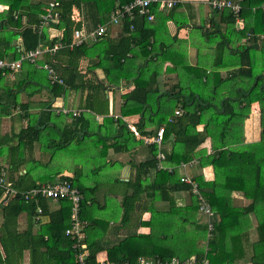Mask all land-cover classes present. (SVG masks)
Returning <instances> with one entry per match:
<instances>
[{
	"label": "trees",
	"instance_id": "trees-1",
	"mask_svg": "<svg viewBox=\"0 0 264 264\" xmlns=\"http://www.w3.org/2000/svg\"><path fill=\"white\" fill-rule=\"evenodd\" d=\"M50 1L0 0L3 6L0 11L1 60H16L38 46L51 47L56 42L69 44L75 30L91 32L112 12L132 0H120L118 4H115L116 0H56L59 3L58 19L49 28L39 30L40 16ZM262 5L264 0H242L239 13L242 28L239 31L234 29L235 19L229 9L215 11L220 14L222 23L228 25L227 32L216 27L205 37L207 40L217 37L218 59L221 60L222 52L227 50V65L234 70L224 79L208 73L202 65L190 66L185 57L172 48V41L161 39L158 36L160 29L144 18L123 21L119 34L113 40L109 39L107 31L95 41H85L71 50L65 47L54 54H43L38 62L49 64L62 84H51L46 71L26 62L15 72L22 76L18 84L21 87L25 85L29 95L39 92L44 84L50 89L51 99L71 90L87 89L80 107L99 115L109 112L106 96L109 89L113 91L122 84L129 87L121 96L120 117H103L97 123L92 117L63 115L80 128L69 130L67 142L57 144L52 141L49 146L50 154L56 152L57 148L78 138L79 129L93 123V132H99L95 134L93 146H98L105 138L109 144L102 146L104 152L111 149L116 154L135 153L141 148L144 153V158L134 166L133 180L125 183L133 190L121 204L120 221L114 226L109 221V229L112 227L117 231V236L110 241L104 238L108 222L96 216L99 209L92 198L96 189L79 187L78 178L65 176L62 171L56 173L55 182L68 181L82 196L78 216L86 223L83 253L87 264H96L97 254L103 251L112 263L136 264L137 260L145 258L163 264H169L172 259L181 263L194 259V264H264V68L256 69L259 54L254 48V45L262 44L260 54L264 52V40L256 38V35L264 34ZM73 9L79 11V22L71 18ZM151 12L157 15V6H151ZM130 25L134 26L133 31L129 30ZM56 32L58 35L55 36ZM233 35L239 39L249 35V44L228 48ZM81 58L89 60L86 73L93 76V71L99 69L104 78L97 80L93 76L92 80L85 79L86 73L78 70ZM63 61L67 63L63 64ZM168 61L172 67H166L163 72V65ZM10 73L6 71L5 74L9 77ZM165 73H176L177 79L171 82L169 77H163ZM4 77L0 75V81ZM5 92L9 96L13 94L7 88ZM51 102L45 104L47 121L52 120V116L61 115L50 110L54 103ZM254 103L258 104V140L247 142L244 122L252 114ZM15 104V97L5 107L0 100V111L7 110L0 116H7L11 105ZM175 110L180 114L175 115ZM23 115L31 117L27 112ZM42 115L40 118L32 116L31 123L20 131L19 146L15 151L40 137L41 129L31 124L38 119L40 125H44ZM132 115H139L138 122L133 125L137 136L124 121ZM160 128L164 131L160 148L154 143L144 142L142 137H153ZM86 133L83 135L88 136L89 130ZM206 139L211 144L209 154L204 149L197 150ZM159 151L164 153L165 164L173 167L170 172L156 169ZM19 158L13 163L14 168L22 163ZM192 160L196 164L188 168L193 170L191 178L214 213L209 219L211 230L208 229L207 218L199 212V201L190 185L180 181L178 166ZM102 167L98 166L97 170ZM205 167L212 168L213 180H205L199 172ZM151 171L154 178L149 180ZM28 173L26 171L17 178L15 187L12 185L18 192L26 193L50 183L46 180L49 176H45L38 184L22 187ZM142 192L147 196V204L136 203ZM232 192L241 193L249 203L243 207L234 206ZM156 198L161 204H153ZM48 204H58V209L48 213ZM70 208L71 202L66 199L52 202L41 195H18L9 199L5 211L11 209L14 212L3 223L7 235L0 237V264H21L25 250L30 254L29 264H77L73 242L63 234L70 225ZM37 209L41 213H37ZM137 210L148 212L149 219L140 224L133 222L132 214ZM22 212H26L34 222L46 214L49 220L35 233L31 227L18 233L11 225L17 223ZM250 215L256 220L255 242L248 241V231L252 228ZM201 218L204 220L200 221ZM140 225L148 228L149 232L138 233L134 227ZM121 228L127 231L121 233ZM54 237L58 238L56 242H53Z\"/></svg>",
	"mask_w": 264,
	"mask_h": 264
},
{
	"label": "crops",
	"instance_id": "crops-1",
	"mask_svg": "<svg viewBox=\"0 0 264 264\" xmlns=\"http://www.w3.org/2000/svg\"><path fill=\"white\" fill-rule=\"evenodd\" d=\"M174 1L175 4L172 7L173 9H157V15L153 14L154 20L148 23L152 24L155 28L160 29L158 30V36L161 39L165 40L166 42L172 41V48L176 50L180 56H184L190 66H194L195 64L202 65L206 67L208 73H212V75H218L221 79H224L234 70L229 68L230 65H227V50L224 49L221 60L218 59L216 51L218 43L216 40L217 37L214 38L215 40H207L205 34L212 32L216 27H219L221 32L226 33L228 25L226 26L223 24L220 19V14L215 13V10H212L209 5V0ZM115 2V4H118L120 0H116ZM2 9L3 6L0 5V11ZM73 11L79 14L77 9H73ZM120 30V26H110L109 39H115ZM54 35L56 36L58 33L56 32ZM173 38H175V40ZM248 44L249 42L245 38L239 39L233 35L231 36V39H229L228 48L236 49L239 46ZM262 46V44L258 46L254 45V48L256 49L255 52H257V54H260L262 51ZM62 63H67V61H63ZM219 64H221V66ZM88 66H90L88 59H79L78 70H80L82 73H86L85 71ZM166 67L171 68V62L168 61L164 63L163 72L166 70ZM93 74L94 79L102 80L104 78L102 71L99 69H95ZM93 76L90 73H86L85 79L92 80ZM166 76L170 78L171 82H174L177 79L176 73H170L168 75L165 73V76L163 77L167 78ZM21 77L22 76L15 73L9 77L5 76L3 80L0 81V100L4 103L3 107H5L8 102H11L14 97L16 99V104L11 105L10 109L8 110L9 114L7 116H0V148H4L3 152L0 151V170H3L5 179H7L11 185H14V187L17 178L28 171L29 173L26 175L25 183L22 185V187L27 188L31 187L33 184H38L41 182L40 180L45 177L44 171L52 159L51 156H54L61 149L66 150L68 145H74L76 153L79 152L77 150L79 149L81 155L86 153L89 155L90 145L93 146L95 134L96 132L99 133L97 130L96 132H93L92 127H94V124L91 123L88 125V127L84 126L82 130L79 129L80 132L78 138L76 137L72 139L69 144L57 148L56 152L50 154L49 146L52 141L57 144H60V142H67L69 130L73 129L74 131V129L76 130V127L80 128V125L75 127V124L72 123V119L63 115L54 117L52 116V120L47 121V112L44 110L46 103L52 100V102H54L53 104L55 105H60L73 110H80L81 116H86L87 118L92 117L94 122L98 123L103 117H113L114 119L120 117V107L122 104L121 96L128 91L127 89L129 87H124L122 84L120 88L114 89L113 91L109 89V92L107 93L108 95H106L108 98L109 112L106 115H99L91 113V111L80 107L81 98L88 92L87 89L71 90L67 93H62L58 96V98L51 99L50 89L48 85L46 86L45 84L42 86V89L39 92L29 95V93H27L28 88L26 89V87L24 88L25 85L21 87V85L18 84L19 80H21ZM5 88L9 89L10 92L13 93L12 96L7 95ZM17 104L21 105L18 106ZM251 109L252 114H250L249 118H247V120L244 122V136L246 137L247 142H256L258 140V129L256 127L258 104H252ZM6 111L7 110L0 111V113ZM22 112H27V114H30L31 117L36 116L37 118H40L41 114H43L42 119L45 121V123L44 125H40L41 123L38 121V119L34 122L32 121V126L35 125L37 128L41 129L40 137L37 140L32 141L30 144H27L26 147H20L18 151H15V148L19 146L18 144L20 139L18 134L20 131L26 129L28 124L31 123V117L28 115H23ZM138 119L139 115H132L124 118V121L127 123L129 128V126L136 124ZM248 122L251 123V127L246 126ZM87 130H89V135L84 136L83 134H87ZM114 131H117L116 124L114 125ZM106 144H109V140L103 138L102 142H100L98 146H93V148H91V155L95 153L97 156L98 154L99 156L97 158L102 160L100 165H103V167L98 170H94L92 168L85 170V173L88 176L100 174L98 176V181L91 179L87 182L85 175L80 172L82 166H78L77 170L74 171H72V169L69 167L63 168L61 170V174L78 178L77 185L79 187H93L96 189L95 193L92 195L93 201L95 204H97L99 209L96 213V216L102 221L108 222V229L106 230V235L104 238L110 241L114 239L115 236H117V231L116 229L113 230L112 227L109 229V221L111 222L110 224H113V226L117 225L120 221L122 216L121 204L123 203L124 197L129 196L133 190L131 187L126 186L125 183L129 180H133L134 166L139 164L144 158V153L141 148L135 153L129 152L116 154L113 153L111 149L105 150L104 152L102 146ZM210 145V140L206 139L197 150L204 149L206 150L207 154H209L211 153ZM14 155L17 156L15 159ZM19 157L22 158V163L19 165V167L14 168L15 166L11 164V161L14 159V162H17ZM1 163H4L5 165H1ZM164 165L167 166V164ZM199 172H201L205 180H213V176L209 178V175L212 174L211 167L202 168ZM183 173H186L189 177L193 176L192 168L187 169ZM153 178L154 172L151 171L149 180H152ZM233 193L234 192H232V194ZM234 194L235 196L237 195L236 197L239 196L238 198L233 199L234 206L243 207L249 203L241 193L235 192ZM155 196L158 197V193H155ZM136 203H148L147 196L144 192L139 195L138 201ZM153 204L161 203H159L158 199L156 198L154 199ZM57 209L58 204H48V213ZM11 212L13 213L14 210L11 211L10 209L5 211V205L0 204V237L7 235V229L3 223L6 222L5 220L7 217L11 216ZM144 217L148 218L146 219ZM149 217L150 214L148 212L140 213L138 210L132 214V219H134L133 222H137L138 219L139 224L141 222L147 221ZM252 219L254 220V224H256L254 216L250 215V220ZM48 220L49 217L46 214L41 215L40 218L36 219L37 222H34V220L30 218L26 212H22L17 218V223L12 224L11 227L14 226L15 231L18 233H22L31 227L33 233H35L39 226L47 223ZM255 226L252 227L253 229L249 230V239L251 231L255 232ZM134 228L137 229L138 233H142L139 231V229L144 230V232L147 231L146 233L149 232L148 228L141 227V225ZM10 230L13 232V228H10ZM125 231H127V229H120L121 233H124ZM57 239L58 238L54 237L53 242H56ZM22 255L23 258L20 263L29 264V251H23ZM96 259L107 260L106 252L103 251L98 253Z\"/></svg>",
	"mask_w": 264,
	"mask_h": 264
},
{
	"label": "built area",
	"instance_id": "built-area-1",
	"mask_svg": "<svg viewBox=\"0 0 264 264\" xmlns=\"http://www.w3.org/2000/svg\"><path fill=\"white\" fill-rule=\"evenodd\" d=\"M241 2L242 0H209V5L212 10L221 12L225 9H229L235 19V30L239 31L242 28V20L239 17V13L241 10ZM175 4L174 0H132L128 4L121 7V9L116 10L110 14L108 19L102 23L98 24L94 30L89 33H86L83 29L75 30L72 35V40L69 44H62L60 42H56L51 47H42L38 46L34 50L28 51L24 54H21L16 60H1L0 59V75L6 76L7 72H11L9 75H13V73L19 71L21 69L23 63H28L34 66L37 69H42L47 72L48 80L50 83L57 82L62 84V81L59 80L54 72V70L50 67L49 64L43 62L39 63L38 60L45 53H55L57 50L61 48H69L70 50L74 47L81 45L85 41H95L97 38L102 37L109 31L110 26H121L122 22L125 20L134 21L136 18H144L147 22H152L154 20V15L151 12V6H157V9H170ZM59 7V3L56 0H51L46 8L44 14L40 16V25L39 30L43 28H49L51 23H55L58 19L57 8ZM264 8V5H262ZM72 20L74 22H79L80 17L78 13L73 11ZM130 31L134 30V26L130 25ZM249 35L245 38L249 39ZM258 41L264 40V34L256 35ZM51 111L61 114L68 115L71 114L72 117H77L80 115V110L68 109L60 105H52L50 108ZM175 115L180 114L179 110L174 111ZM129 129L137 136V132L133 126H129ZM163 128L158 129L155 136L147 138L142 137L145 143H154L157 145V148L161 147L162 136H163ZM157 159V170H166L170 172L173 167L165 166V156L162 152H158L156 155ZM196 161L192 160L189 162L181 163L178 166L180 173V181L184 184H188L191 187V191L193 195H195L199 201V212L205 218H207L208 229H212V224L209 222V219L214 216V213L211 207L205 203L202 196L199 194L197 189L196 182L189 177L185 172L190 166L195 165ZM38 196L41 195L52 202H57L61 199H66L71 202L70 208V225L67 229L64 230L63 234L65 237H68L73 242V248L76 250L75 257L77 260V264H87L84 260L85 243V228L86 223L79 219V207L80 200L82 199L81 194L77 189L71 186L68 181H58L55 183H47L41 185L39 188L31 189L28 192H18L15 190L11 183L7 181L4 177L3 170H0V204L6 205L7 201L16 196ZM37 213H41L40 209H37ZM96 264H128L127 262L122 263H112L108 260H98L96 259ZM136 264H163L160 261L147 260L145 258H140L137 260ZM169 264H194V259L186 260L184 262H178L176 259H172Z\"/></svg>",
	"mask_w": 264,
	"mask_h": 264
},
{
	"label": "rangeland",
	"instance_id": "rangeland-1",
	"mask_svg": "<svg viewBox=\"0 0 264 264\" xmlns=\"http://www.w3.org/2000/svg\"><path fill=\"white\" fill-rule=\"evenodd\" d=\"M261 68H264V52L259 54L258 62H257V66H256V69H261ZM52 105H55V104H52ZM254 124H255V122H254ZM257 124H258V121L256 123V127H257ZM246 126L251 127V123L248 122ZM91 148H93V147L90 146L89 155L87 153L84 155H81L79 149H77L79 152L76 153L74 145H71V144L68 145V148L66 150L61 149L58 153H56L52 157L51 161L47 165L48 167L44 171L45 176H49V178H47L46 180L49 181L50 183H54L55 182L54 180L58 177L56 175V173L61 171L63 168L69 167L70 169H72V171H74V170H77L78 166H80V167L82 166V169L80 170V172L85 175V177L87 178V182L90 181L91 179L98 181V176L100 174H98V175L94 174V175L88 176L85 173V170H89L91 168L96 170L98 168V166H100V163H102V160L97 158L95 153L91 155V151H92ZM3 149L4 148L1 147L0 151L3 152ZM15 157H17V156L14 155V159H15ZM14 159L11 162V164L14 163ZM20 159H22V158L20 157ZM4 163H1V165H5ZM6 164H9V163H6ZM212 176H213V172L211 175H209V178H211ZM234 193L231 194L232 199L238 198L239 196L236 197L237 195L235 196ZM144 218L147 219L148 217H144ZM251 218H253V217H251ZM203 220H204L203 218L200 219V221H203ZM137 222H138V219H137ZM250 223H251V227L256 225V224H254L253 219L250 220ZM132 229L133 228H131L130 230H132ZM251 229H253V228H251ZM139 231H141L142 233L147 232V231L144 232V230H141V229H139ZM248 233H249V231H248ZM256 235H257L256 232L251 231L250 239H248V241L255 242L256 241ZM158 244H164V245L169 244V246L171 245V243H167V242H159Z\"/></svg>",
	"mask_w": 264,
	"mask_h": 264
}]
</instances>
